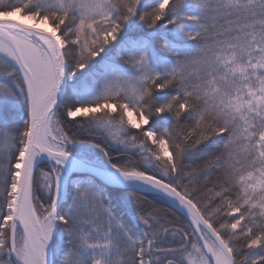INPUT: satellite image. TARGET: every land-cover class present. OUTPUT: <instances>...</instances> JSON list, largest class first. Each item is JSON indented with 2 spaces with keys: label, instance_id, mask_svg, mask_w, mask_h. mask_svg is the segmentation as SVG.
<instances>
[{
  "label": "snow or ice",
  "instance_id": "snow-or-ice-1",
  "mask_svg": "<svg viewBox=\"0 0 264 264\" xmlns=\"http://www.w3.org/2000/svg\"><path fill=\"white\" fill-rule=\"evenodd\" d=\"M0 264H264V0H0Z\"/></svg>",
  "mask_w": 264,
  "mask_h": 264
},
{
  "label": "bare ground",
  "instance_id": "bare-ground-1",
  "mask_svg": "<svg viewBox=\"0 0 264 264\" xmlns=\"http://www.w3.org/2000/svg\"><path fill=\"white\" fill-rule=\"evenodd\" d=\"M16 18H18V17H16Z\"/></svg>",
  "mask_w": 264,
  "mask_h": 264
},
{
  "label": "water",
  "instance_id": "water-1",
  "mask_svg": "<svg viewBox=\"0 0 264 264\" xmlns=\"http://www.w3.org/2000/svg\"><path fill=\"white\" fill-rule=\"evenodd\" d=\"M18 19V18H17Z\"/></svg>",
  "mask_w": 264,
  "mask_h": 264
}]
</instances>
